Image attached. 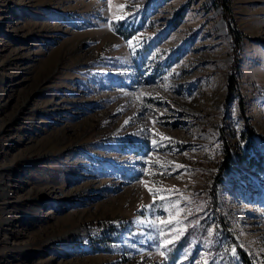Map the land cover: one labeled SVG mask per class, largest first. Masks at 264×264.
<instances>
[{
	"label": "rangeland",
	"instance_id": "rangeland-1",
	"mask_svg": "<svg viewBox=\"0 0 264 264\" xmlns=\"http://www.w3.org/2000/svg\"><path fill=\"white\" fill-rule=\"evenodd\" d=\"M230 1L249 149L212 1L0 0V264H264V0Z\"/></svg>",
	"mask_w": 264,
	"mask_h": 264
},
{
	"label": "trees",
	"instance_id": "trees-1",
	"mask_svg": "<svg viewBox=\"0 0 264 264\" xmlns=\"http://www.w3.org/2000/svg\"><path fill=\"white\" fill-rule=\"evenodd\" d=\"M212 1V4L220 8L222 18L226 24L228 34L231 38V57L232 62L229 66V74L227 79V94H226V103L234 102L236 101L238 103L240 116L242 117L244 121V134L247 135V148L249 149L252 145H254L253 141H251L254 137L257 136L256 131L254 130L253 126L249 123L247 113L245 111V100L242 95V89L240 85V58H241V50L243 47V39L244 37L239 33L237 30L233 12L231 8V1L230 0H210ZM136 28L134 27H127L124 26L123 23L119 24V26L116 28V32L119 36H121L124 40H129L134 34V30ZM134 30V31H133ZM227 156L225 158V164L223 165V170H226L229 168V164L227 162L228 155H229V147L226 146ZM259 162L261 161L264 165V151H260L259 153ZM257 158V160H258ZM242 161L245 162V159H242ZM256 160L254 158L248 160L246 162L247 165L250 167L256 166L258 162H255ZM227 162V163H226ZM216 184L215 186H217ZM213 187L211 189L210 195H211V205L215 211H217V205H218V189L216 187ZM219 216V214L217 215ZM181 248L176 247L175 252L172 255L171 259L175 263L178 260L179 252ZM239 254L241 256V259L244 261L245 264H251V262L248 260L247 256L239 250Z\"/></svg>",
	"mask_w": 264,
	"mask_h": 264
},
{
	"label": "snow or ice",
	"instance_id": "snow-or-ice-1",
	"mask_svg": "<svg viewBox=\"0 0 264 264\" xmlns=\"http://www.w3.org/2000/svg\"><path fill=\"white\" fill-rule=\"evenodd\" d=\"M109 3H111V0H109ZM149 191H151V189H149Z\"/></svg>",
	"mask_w": 264,
	"mask_h": 264
}]
</instances>
